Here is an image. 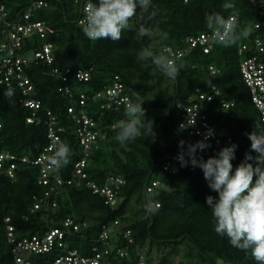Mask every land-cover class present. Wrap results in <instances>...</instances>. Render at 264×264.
<instances>
[{
    "label": "trees",
    "instance_id": "trees-1",
    "mask_svg": "<svg viewBox=\"0 0 264 264\" xmlns=\"http://www.w3.org/2000/svg\"><path fill=\"white\" fill-rule=\"evenodd\" d=\"M38 1L0 0V4H4L9 17L16 20ZM43 1L46 5L35 7L33 18L43 20L50 29L42 38L37 34L23 37V43L31 44L23 47L27 50L40 48L44 41L53 44L54 61L51 64L34 61L26 70L35 86V97L42 105L35 121L28 122L33 109L25 105L21 89L14 86L10 91L6 86L0 87V152L7 150L18 158L26 155L30 160L35 159L49 144L47 111L50 110L58 116V125L63 128L58 131V142L66 144L70 150L67 163L55 166V169L63 178H69L83 154L79 121L68 110L74 106L78 114L86 112L95 119L102 115L105 126V138L89 149L91 156L85 167L88 178L101 185L107 176L121 175L126 182L115 206L105 203L104 196L93 192L86 184L65 183L57 196L55 209L32 211L35 198L43 196L48 188L38 182L39 165L17 159L18 167L13 177L0 170V264H16L8 240L6 217H10L20 239L43 233L51 226H60L63 219L73 217L81 222V226L66 240L84 253L97 244L103 225L118 219L120 229L111 234L110 244L115 247L106 256L108 264H137L142 252L146 253V264L153 263L157 254L161 262L166 260L164 252L167 248L178 254V246L185 242L210 264H216L218 259L226 264H257L250 251L233 247L227 237L213 230L211 211L205 198L208 195L215 197L217 193L209 187L202 170L190 163L181 166L173 159L181 151L180 141L186 149L189 144L202 139L180 129L175 120L176 101L186 99L195 87L207 90L215 86L219 90L218 98L205 101L202 109L222 140L221 146L211 140L208 147L198 149L195 153L198 159H207L221 147L235 143L237 148L232 161L235 167L250 151L247 134L253 128L264 129V121L243 79L238 55L239 45L253 36L257 7L251 0H235L234 10L221 8L223 0H152L150 12L138 10L130 19V28L122 31L119 40L93 41L83 34L79 21L84 17L82 8L86 0ZM230 11L238 16L239 39L228 47L214 42L208 53L200 47L190 49L175 61L180 68L174 79L163 74L150 60H137L138 50L149 43L155 44L157 51L166 46H188V36L210 31L204 22L206 14L220 12L227 16ZM140 26L151 27L152 37L140 38L137 35ZM247 26L251 30L244 35L243 29ZM210 65L218 69L216 74H211ZM53 66L71 69L67 82L51 72ZM88 69L91 78L78 80L76 73ZM116 75L131 87L132 99L143 101L145 116L153 121V131L142 132L127 146L115 139L116 126L107 127L112 123L117 125L124 118V106L101 109L100 104L105 99L94 97L97 91L112 84ZM167 79L172 81L171 86L166 83ZM65 84L70 93L61 89ZM82 93L88 96L85 104L80 103ZM221 99L233 102V105L226 108ZM185 158L188 159L187 154ZM168 161L171 166L166 169L164 166ZM154 181L159 183L153 185ZM147 184H152V192L147 191ZM126 229H130L134 242L128 245L129 254L121 257L117 248L128 244L123 234ZM48 256L52 254L31 255V264H45Z\"/></svg>",
    "mask_w": 264,
    "mask_h": 264
},
{
    "label": "built area",
    "instance_id": "built-area-1",
    "mask_svg": "<svg viewBox=\"0 0 264 264\" xmlns=\"http://www.w3.org/2000/svg\"><path fill=\"white\" fill-rule=\"evenodd\" d=\"M187 1V0H185ZM47 2L39 0L34 6H30L21 18L16 20L9 17V11L4 4H0V87L6 86L11 91L12 87L17 86L24 95V103L33 109V115L27 118L28 122H34L38 109L41 107L40 99L35 97V86L26 73L27 67L34 61L51 64L54 61L53 44L50 41H44L38 49L23 48L24 35L37 34L40 38L45 37L48 29H50L43 20L33 18V9ZM251 3L257 7L258 16L252 28L253 36L250 40L242 42L238 47L240 70L244 81L249 87L251 98L255 106L260 112L264 121V0H251ZM85 4V3H84ZM83 4V6H84ZM84 17L79 21L82 22ZM236 22L238 16L235 17ZM188 46L184 48H173L166 46L169 58L175 62L184 56L190 49L200 47L203 52L208 53L214 45L211 39V31L201 32L197 35H190L186 38ZM212 75L216 74L218 69L215 66H209ZM64 82L69 79L70 68L53 66L51 69ZM78 80H89L91 71L79 70L76 73ZM66 93H70L67 84L61 87ZM220 92L212 86L207 90L201 87H195L194 91L186 98L176 101L174 105L176 124L180 129L203 138L205 131L211 127L214 135L209 138L208 142L214 141L216 146L222 145L221 137L217 128L210 122L207 114L203 111L205 101H211L218 98ZM95 98L103 97L104 102L100 104L101 109H117L132 99L131 87L121 81L118 75L115 76L112 84L105 89L97 91ZM88 96L82 93L80 103L85 104ZM222 106L228 108L233 102L221 99ZM76 107L70 106L68 110L78 122V134L83 144V154L75 163L72 175L65 179L55 169L51 163L50 157L58 143L60 136L58 131L63 128L59 126V118L50 110L47 111L48 137L49 144L44 151L35 159L30 160L24 155L17 157L13 153L4 150L0 152V170L6 172L10 177L15 174L18 167L17 159L21 162L39 165L38 182L46 185L48 188L43 196L36 197L31 208L32 211L39 209H55L57 207V196L61 192L63 184H86L93 192L100 193L104 196L105 203L115 206L119 200V191L125 184L126 180L121 175H109L104 184H98L97 181L89 179L85 171L86 163L91 156L89 150L93 145L96 146L98 141L105 138L104 124L102 123V115L96 119L89 116L86 112L80 114L75 112ZM114 128L115 123L109 124L107 127ZM2 125L0 123V130ZM1 141V135H0ZM173 159L178 161L177 155ZM192 165V164H191ZM171 162L168 161L164 168L168 169ZM159 182L154 181L153 185ZM146 189L152 192V184H147ZM157 206L159 203L156 204ZM10 217L5 218L7 223L8 240L12 244V251L16 264H31V255H50L47 257L45 264H108L106 256L113 250L115 246L110 243L111 234L120 229L119 220L111 221L109 224L103 225V229L98 237L97 244H93L89 252H82L78 247H73L67 242V237L74 236L79 231L81 222L76 221L73 217H66L61 221L60 226H51L43 233L33 234L22 237L16 236L15 226L10 222ZM86 224V222H83ZM124 237L128 244H124L117 248V253L121 257L129 254L128 245L134 242L131 237L130 229H126ZM146 253L142 252L137 264H146Z\"/></svg>",
    "mask_w": 264,
    "mask_h": 264
},
{
    "label": "clouds",
    "instance_id": "clouds-1",
    "mask_svg": "<svg viewBox=\"0 0 264 264\" xmlns=\"http://www.w3.org/2000/svg\"><path fill=\"white\" fill-rule=\"evenodd\" d=\"M151 6L152 0H86L82 8L84 19L81 31L89 40L117 41L122 31L130 28V19L137 15V11L149 13ZM221 8L234 10L235 0H223ZM235 17L234 11H230L227 16L220 12L205 15L204 22L214 42L228 47L239 39ZM137 35L151 38L152 29L140 26ZM136 58L138 61L150 60L169 78L174 79L179 73L180 66L169 58L165 49L157 51L153 43L139 49ZM142 102L130 99L125 104L124 118L116 125L118 130L115 139L119 144L127 146L142 132L153 131V121L146 118ZM213 135L214 130L209 127L202 139L189 144L186 149L184 142L180 141L178 146L181 151L177 159L181 166L189 163L198 166L209 187L217 193L215 197L208 195L205 198L215 233L227 237L233 247L250 251L257 264H264V129L253 128L247 134L250 151L235 167L232 163L237 148L235 143L221 147L207 159L196 157V151L208 147V140ZM69 151L66 144L58 142L50 158L51 163L54 166L67 163Z\"/></svg>",
    "mask_w": 264,
    "mask_h": 264
},
{
    "label": "rangeland",
    "instance_id": "rangeland-1",
    "mask_svg": "<svg viewBox=\"0 0 264 264\" xmlns=\"http://www.w3.org/2000/svg\"><path fill=\"white\" fill-rule=\"evenodd\" d=\"M244 33L250 32V27L247 26L244 29ZM168 86H171L172 81L170 79H167ZM179 253L174 254L171 252V248H167L164 252V257L166 260L159 261L158 254L155 257V261L151 264H166V261L168 264H210L209 261H203L199 256L196 255V252L188 243H183L178 246ZM191 253V254H190ZM216 264H226L222 259H218Z\"/></svg>",
    "mask_w": 264,
    "mask_h": 264
}]
</instances>
